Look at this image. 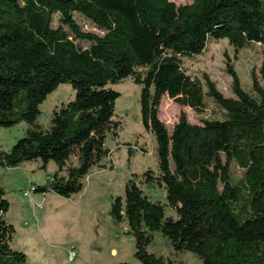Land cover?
<instances>
[{"label": "trees", "instance_id": "16d2710c", "mask_svg": "<svg viewBox=\"0 0 264 264\" xmlns=\"http://www.w3.org/2000/svg\"><path fill=\"white\" fill-rule=\"evenodd\" d=\"M79 18L100 33L84 29ZM221 39L235 51L264 44V0H0V126L27 124L9 150L0 148V167L52 162L53 175L32 191L66 198L80 192L120 128L114 118L120 93L112 85L130 78L140 86L141 123L154 137L158 172L129 178L109 214L126 223L137 264H175L147 249L154 232L202 264H264V58L263 84L251 71L248 90L227 62L234 97L183 64ZM61 84L74 96L54 107L42 127L39 106ZM164 94L197 116L207 97L221 118L190 123L180 112L168 130L158 116ZM142 183L163 187L165 201L151 200ZM9 206L0 182V264H34L11 246Z\"/></svg>", "mask_w": 264, "mask_h": 264}, {"label": "rangeland", "instance_id": "374dc122", "mask_svg": "<svg viewBox=\"0 0 264 264\" xmlns=\"http://www.w3.org/2000/svg\"><path fill=\"white\" fill-rule=\"evenodd\" d=\"M177 5L191 0H172ZM84 29L100 33L94 25L82 18ZM264 58V44L235 51L227 39L210 41L203 53L184 58L187 72L201 78L206 74L224 96L234 97L231 91V77L226 65L233 64L245 89L251 85V71L260 85L263 80L260 67ZM120 93L115 102L114 118L120 121L117 136L108 137L106 146L109 154L101 166L95 165L86 176L84 186L78 193L66 198L48 191L45 194L31 190L34 184H44L56 170L50 162L46 168L39 159L24 161L11 168L0 167V182L6 191L10 206L5 214L7 222L14 227L11 246L23 251L29 262L34 264H137L134 257V238L126 231L125 222H114L109 214L112 199L121 195L125 182L147 169H157V156L153 135L145 131L140 114V86L130 78L112 85ZM74 91L69 84H61L40 104L41 113L37 122L42 127L49 124L52 110L71 100ZM207 107L197 116L187 106H180L162 96L159 118L171 130L180 112H185L190 123L202 124L203 118H221L222 110L206 97ZM27 124L20 122L0 126V148L9 150L21 138ZM129 149H133L129 154ZM236 178L243 176V170L235 163L231 165ZM144 193L153 201H165V190L156 185L140 184ZM28 192L29 196H25ZM40 205V207H38ZM168 213L172 211L168 209ZM71 246L74 256L70 259ZM115 249V252H111ZM147 249L157 255L169 257L175 264H202L191 252L174 251L167 240L154 232Z\"/></svg>", "mask_w": 264, "mask_h": 264}, {"label": "built area", "instance_id": "2783aa9c", "mask_svg": "<svg viewBox=\"0 0 264 264\" xmlns=\"http://www.w3.org/2000/svg\"><path fill=\"white\" fill-rule=\"evenodd\" d=\"M31 190H32V187H31ZM24 195L25 196H29L28 192H24ZM38 207H40V205H38ZM74 249H75V247L74 246H71L70 253H69L70 259L73 258V256H74V251H73Z\"/></svg>", "mask_w": 264, "mask_h": 264}, {"label": "crops", "instance_id": "0c3cea01", "mask_svg": "<svg viewBox=\"0 0 264 264\" xmlns=\"http://www.w3.org/2000/svg\"><path fill=\"white\" fill-rule=\"evenodd\" d=\"M111 252H115V249H112V251Z\"/></svg>", "mask_w": 264, "mask_h": 264}]
</instances>
